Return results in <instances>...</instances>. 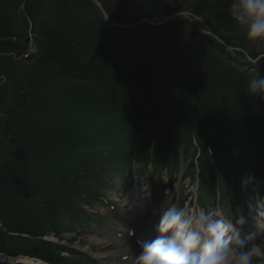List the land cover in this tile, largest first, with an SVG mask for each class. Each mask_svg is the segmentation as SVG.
<instances>
[{"label":"trees","instance_id":"1","mask_svg":"<svg viewBox=\"0 0 264 264\" xmlns=\"http://www.w3.org/2000/svg\"><path fill=\"white\" fill-rule=\"evenodd\" d=\"M100 1L117 23L161 20L187 6L229 46L244 49L248 40L225 0ZM29 35L38 44L30 58L16 43L2 42L26 43ZM257 62H240L191 17L123 29L109 25L93 0H0V252L51 264H64V252L82 257L42 241L92 217L81 206L92 202L84 199L86 184L68 177L54 185L51 167L61 157L71 172L85 168L92 183L135 160L175 172V140L194 135L205 193L216 192L217 180L232 189L250 173L264 185V100L247 94L250 78L264 77ZM78 109L97 119L75 115L77 128L66 120ZM92 142L99 146L93 154ZM188 158V173L196 174ZM97 164L103 168L94 174Z\"/></svg>","mask_w":264,"mask_h":264},{"label":"clouds","instance_id":"2","mask_svg":"<svg viewBox=\"0 0 264 264\" xmlns=\"http://www.w3.org/2000/svg\"><path fill=\"white\" fill-rule=\"evenodd\" d=\"M231 15L237 22L250 21L249 40H264V0H233ZM247 94L264 100V77L259 73L248 81ZM255 179L254 173L246 174L242 183ZM244 223L243 217L236 221L241 227ZM156 231L155 239L139 242L135 264H264V237L256 241L250 234L241 240L236 226L213 220L205 211L193 219L172 206L161 216Z\"/></svg>","mask_w":264,"mask_h":264},{"label":"rangeland","instance_id":"3","mask_svg":"<svg viewBox=\"0 0 264 264\" xmlns=\"http://www.w3.org/2000/svg\"><path fill=\"white\" fill-rule=\"evenodd\" d=\"M225 2L229 5L228 8H231V4L233 3V0H225ZM182 11L192 13V11L187 6H184ZM229 11H231V9ZM178 17H181V16H178ZM185 17H189V16H185ZM238 23L247 29L250 21L247 20V18H245L243 20V22H238ZM4 41H5V43L8 42L10 44L16 43L15 47L17 49L23 50V54H24L23 57L24 58L26 55L30 54V50L32 52V56L37 52L38 44L36 43L35 38L33 36H30V37L28 36V40H27L28 42H26V43L24 41H20L19 39H16V38H7V39L3 40L2 42H4ZM32 46H34V48L30 49ZM243 47H244V49L240 48V47H237V48L239 49V51L243 52L246 55H249L250 52L254 53V54L257 53L256 55H258V56L256 58L261 59V64L264 65V40H249L248 39L246 41V44H244ZM235 57L238 58L240 62H245V60L250 62L251 63L250 66H252V67H258V65H259L257 62L258 60H254V59L249 60V59H247L245 57H241V56H235ZM261 71H264V69ZM74 103L76 104V106L79 105L78 102H74ZM64 106H65V104H64ZM60 110H62V105L58 108L57 111L59 112ZM75 111H76V114L71 115L66 121H68L70 123H72L73 121H76L77 128L80 126L79 125L80 121L76 120L74 118L75 115L81 116V117L84 116V122H86L87 120H90L92 118H95V116H96L95 114H93V116H94L93 117V116H91V114H86L85 112H82L79 109H78V111L77 110H75ZM90 113H92V112H90ZM96 119L97 118H95V120ZM83 128H85V127L83 125H81V129H79V130H81L82 133H83ZM64 129H65L64 135H66V137L67 136H69V137L73 136V134L70 132V130H68L66 127ZM186 133H187V131L182 132V135H184ZM185 140L187 141L188 145H191V148L193 149V144H195V142L192 139V136L190 135L188 138H181L179 140H175V141H177V143L179 145L173 146L172 150L177 149L178 152L182 155L181 150L183 149V147H185V144H184ZM89 149H90L89 152H92V154H93V153H96L97 149H99V146L96 143L92 142L91 147H89ZM71 151L73 154L78 153L79 148L78 147L75 148V146H73ZM188 152H189V150L186 151V157H188ZM68 156H71V153ZM68 160L69 159L63 160L61 157L59 159L60 166L58 168L57 167H53V168L51 167V170L58 173L57 181L54 182V185H58V184L62 183V181H64V180L69 182V179L71 180V182L77 183L76 185H78V181H81L82 184H86V187L89 188V190H87L88 191L87 195L84 199H87L90 201L92 200V203H95L96 199H94V197H97V195L99 194L97 186L102 188V184L97 185L96 183H92V181H91V183H89V181L86 179V177H89L90 175H87L88 171L85 168H82L80 170L73 169V172H71V167H69L71 165V163L67 166ZM72 165H73V162H72ZM97 165H99V166H97L95 171L102 170V168H103L102 165H100V164H97ZM63 166L64 167L67 166V167L64 168ZM60 167H61V169H59ZM179 175H175V177L178 178ZM68 177H69V179H68ZM77 178H80V179L77 180ZM183 179H186L184 184H185V186L188 187L187 184H188L190 178L186 177ZM176 180H177L176 185L178 187V179H176ZM115 181L116 180H114V182H113L114 189H112V190L109 189L106 192L108 202H104V203L100 202L98 204H95L94 207H92V206L86 207L87 210H89L90 212H93V216L91 219L92 221L90 222L92 225L91 227L85 228V229L83 227V229L80 230V228L78 226H74L72 228L74 231L71 230V232L62 233L59 236H57L53 233H49V234L44 236L42 241L49 244L51 246V248L55 247V246H57V248L58 247L61 248V246H62V247H69V248L75 249V250H77L76 251L77 253L84 252L90 256L91 260H96L99 262V264H135V259L138 256L141 249H140V247H137L134 244V240H132V237H129L127 235L129 227L135 226L134 223L131 224L130 222L135 221V220L133 218H129L126 213L122 212L121 209H122L123 205H121L120 201H119V200H121L122 195L117 193L118 188L116 186ZM195 183H197V182H195ZM127 186L128 185H126V187ZM64 187H67L68 189L70 188L66 184ZM193 188L194 187L191 186V187H189V189H186V191L184 192V195H186L188 193L191 194V190ZM161 199L162 200L167 199V200L171 201L172 193H167L166 195L161 197ZM108 203H110L112 205L109 206V205H107ZM112 206H113V208H112ZM257 227H258V225H257ZM261 238L262 237H259V239H261ZM45 248H47V247H45ZM47 254H48V252H47ZM5 256L6 255L3 254L2 257H5ZM68 256H70V253H68V252H64V254H62L64 264H92V262L86 260V257H81V258L80 257H78V258L74 257V258L69 259ZM14 257L20 258V256H14ZM21 257L28 258L29 256H21ZM31 258H33L36 261H34V260L33 261H25L26 263H23V264H35L38 262H42V259L35 258V257H31ZM58 259H59V257H58ZM44 263L51 264L50 262H44ZM11 264H22V263L18 262V263H11ZM254 264H255V262H254Z\"/></svg>","mask_w":264,"mask_h":264},{"label":"water","instance_id":"4","mask_svg":"<svg viewBox=\"0 0 264 264\" xmlns=\"http://www.w3.org/2000/svg\"><path fill=\"white\" fill-rule=\"evenodd\" d=\"M94 1H95L96 5L98 6V8L100 9V11L102 12L104 19L112 26L120 27V28H123V29H131V28H134L135 26H137L139 24H142V23H146V24L154 25V26H161L164 23H166L167 21L172 20V19H174V18H176L178 16L189 15L194 20H197V29L199 30V32H201L202 34L209 35V36L217 39L219 42H221L222 44H224L226 46L228 45L221 38H219L218 35L215 32H213L210 29H205L207 27V23L202 17H199L196 14L191 13V12L179 11V12H176V13L170 15V16L164 17L161 20H157V21L151 20L149 18H140V19L136 20L133 23H117V22L112 20V18L106 12L103 4L99 0H94ZM232 47L233 46H231V49H233ZM29 260L33 261L34 259L33 258H29ZM34 261H36V260H34ZM1 264H8V262H2L1 261Z\"/></svg>","mask_w":264,"mask_h":264},{"label":"bare ground","instance_id":"5","mask_svg":"<svg viewBox=\"0 0 264 264\" xmlns=\"http://www.w3.org/2000/svg\"><path fill=\"white\" fill-rule=\"evenodd\" d=\"M170 15H172V14H169V15H167V16H170ZM166 16V17H167ZM149 19H151V18H149ZM151 20H154V21H157L156 19H151ZM173 20V19H172ZM172 20H169V21H167V22H170V21H172ZM162 26V25H161ZM32 48H34V46H32L30 49H32ZM32 56V52H31V50H30V54L29 55H26L25 56V58H30ZM263 66V68L262 69H264V65H262ZM114 103H115V101H114ZM113 103V104H114ZM0 261H3V262H8V264H11V263H18V262H25V261H31V260H29L28 258H26V257H20V258H18V257H2L1 256V253H0ZM35 263V262H34ZM35 264H46V263H43V262H38V263H35Z\"/></svg>","mask_w":264,"mask_h":264}]
</instances>
